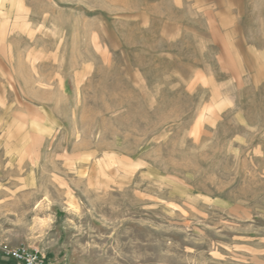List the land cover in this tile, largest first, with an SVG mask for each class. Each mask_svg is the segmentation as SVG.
<instances>
[{"label":"rangeland","instance_id":"rangeland-1","mask_svg":"<svg viewBox=\"0 0 264 264\" xmlns=\"http://www.w3.org/2000/svg\"><path fill=\"white\" fill-rule=\"evenodd\" d=\"M264 264V0H0V264Z\"/></svg>","mask_w":264,"mask_h":264},{"label":"built area","instance_id":"built-area-1","mask_svg":"<svg viewBox=\"0 0 264 264\" xmlns=\"http://www.w3.org/2000/svg\"><path fill=\"white\" fill-rule=\"evenodd\" d=\"M2 256L9 264H60L40 249L24 244L6 247Z\"/></svg>","mask_w":264,"mask_h":264}]
</instances>
